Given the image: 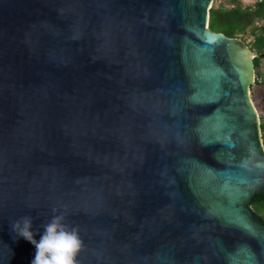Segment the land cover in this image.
Listing matches in <instances>:
<instances>
[{
  "label": "water",
  "instance_id": "1",
  "mask_svg": "<svg viewBox=\"0 0 264 264\" xmlns=\"http://www.w3.org/2000/svg\"><path fill=\"white\" fill-rule=\"evenodd\" d=\"M212 4L0 0V264L54 215L77 264H264L257 55Z\"/></svg>",
  "mask_w": 264,
  "mask_h": 264
},
{
  "label": "trees",
  "instance_id": "2",
  "mask_svg": "<svg viewBox=\"0 0 264 264\" xmlns=\"http://www.w3.org/2000/svg\"><path fill=\"white\" fill-rule=\"evenodd\" d=\"M215 1L209 10V29L228 38L241 40L257 55L253 59L254 86L264 87V75L259 72L261 65L264 66V0H257L252 6L246 7H242L239 0H220L219 4H215ZM247 37H251V41L246 42ZM250 89L253 90V85ZM260 127L264 129L263 124ZM252 207L264 218V192L253 200Z\"/></svg>",
  "mask_w": 264,
  "mask_h": 264
},
{
  "label": "clouds",
  "instance_id": "3",
  "mask_svg": "<svg viewBox=\"0 0 264 264\" xmlns=\"http://www.w3.org/2000/svg\"><path fill=\"white\" fill-rule=\"evenodd\" d=\"M63 220L62 215H54L46 224H42L43 232L39 241L34 239L33 217L23 216L11 224L16 237L34 246L35 255L31 264H77L75 257L82 241L77 229L70 228Z\"/></svg>",
  "mask_w": 264,
  "mask_h": 264
},
{
  "label": "rangeland",
  "instance_id": "4",
  "mask_svg": "<svg viewBox=\"0 0 264 264\" xmlns=\"http://www.w3.org/2000/svg\"><path fill=\"white\" fill-rule=\"evenodd\" d=\"M221 1H224V0H221ZM221 1L216 0L215 4H219ZM256 1L257 0H239V3L241 4L242 7H246V6H252ZM249 41H251V37L246 38V42H249ZM259 72H261V74L264 75L263 65H261V67L259 68ZM250 96L254 104V107L256 108V111L258 113V116L260 119V125L261 124L264 125V87L262 85L254 86L253 84V90L250 89ZM261 135H262V141L264 144V129L261 130Z\"/></svg>",
  "mask_w": 264,
  "mask_h": 264
},
{
  "label": "snow or ice",
  "instance_id": "5",
  "mask_svg": "<svg viewBox=\"0 0 264 264\" xmlns=\"http://www.w3.org/2000/svg\"><path fill=\"white\" fill-rule=\"evenodd\" d=\"M241 219H242V218H241ZM244 226H245V227H249V225H247V224H245Z\"/></svg>",
  "mask_w": 264,
  "mask_h": 264
}]
</instances>
